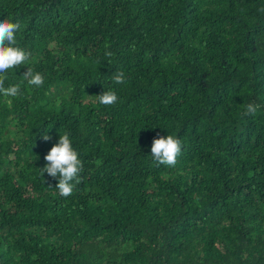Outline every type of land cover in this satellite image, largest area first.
<instances>
[{
  "label": "trees",
  "instance_id": "trees-1",
  "mask_svg": "<svg viewBox=\"0 0 264 264\" xmlns=\"http://www.w3.org/2000/svg\"><path fill=\"white\" fill-rule=\"evenodd\" d=\"M3 19L30 58L0 93V264H264V0H0ZM65 133L66 198L42 173ZM167 135L174 167L151 156Z\"/></svg>",
  "mask_w": 264,
  "mask_h": 264
},
{
  "label": "clouds",
  "instance_id": "clouds-1",
  "mask_svg": "<svg viewBox=\"0 0 264 264\" xmlns=\"http://www.w3.org/2000/svg\"><path fill=\"white\" fill-rule=\"evenodd\" d=\"M22 28L20 22H10L7 19L0 20V93L5 96L15 97L20 94V85L5 87L7 79L6 73L10 69L27 65L30 53L21 47L16 46V33ZM106 57H111V51H105ZM24 81L33 88L42 87L44 77L39 72H33L28 67L23 74ZM113 80L116 84H124L126 76L123 71L114 74ZM100 104L105 106L115 105L118 96L115 91L109 90L97 96ZM259 105L249 103L246 105L245 115L254 116ZM44 141H49L51 137L47 134L42 136ZM182 141L172 135L166 137L154 138L151 145V156L156 161L157 166L165 165L174 167L177 158L181 155ZM46 161L42 173H47L51 178H58L56 189L62 197H69L74 190L75 185L81 183L80 174L84 170L83 161L79 158L78 152L74 149L69 134L60 135L58 143L54 144L48 153L44 156Z\"/></svg>",
  "mask_w": 264,
  "mask_h": 264
}]
</instances>
